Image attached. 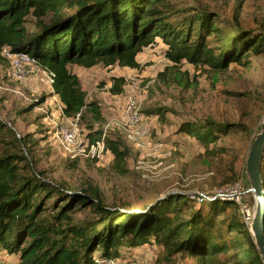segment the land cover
<instances>
[{
  "label": "trees",
  "instance_id": "obj_1",
  "mask_svg": "<svg viewBox=\"0 0 264 264\" xmlns=\"http://www.w3.org/2000/svg\"><path fill=\"white\" fill-rule=\"evenodd\" d=\"M49 13L53 17L46 23L42 17ZM30 16L37 20L33 31L27 27ZM217 16L206 7H178L172 0H0V57L9 59L5 49L31 54L54 72L51 95L59 98L62 116L85 109L100 122L104 118L100 103L88 101L71 65L138 68L139 55L157 38L165 44L171 66L189 62L226 70L231 63L249 64L251 52L263 48V27L239 30L229 39L218 27ZM170 72L166 66L159 76L168 80ZM112 80L111 91L123 93L125 76L114 75ZM163 109L154 107L146 113L161 115ZM240 126L212 118L185 120L175 133L208 146ZM6 130L11 128L0 118V135ZM99 135L100 130L90 134L92 139ZM34 141L32 135L19 138L16 133L0 155V253L17 255L18 264H98L96 256L128 263L136 260V249L155 244L165 248L166 258L179 254L195 256L200 264H228L237 254L228 252L239 249L233 230L247 241L249 250L242 263L234 264H264L250 225L232 213L240 207L236 201L209 195L199 202L172 191L140 210L103 206L36 171L31 157ZM106 146L123 171L129 149L117 138H107ZM262 176L264 183V156ZM46 198L54 200L50 211ZM78 204L94 205L98 217L77 220ZM223 252L227 254L221 259L217 254Z\"/></svg>",
  "mask_w": 264,
  "mask_h": 264
},
{
  "label": "rangeland",
  "instance_id": "obj_2",
  "mask_svg": "<svg viewBox=\"0 0 264 264\" xmlns=\"http://www.w3.org/2000/svg\"><path fill=\"white\" fill-rule=\"evenodd\" d=\"M172 1L178 7H206L214 11L218 15V27L229 39L239 30L264 29V0ZM52 17L49 13L42 19L48 23ZM36 21L32 16L28 18V30L37 28ZM156 41L139 55L141 64L138 68L103 64L92 68L70 66L80 75L88 101L100 103L104 116L102 121H94L92 113L84 109L82 130H99L108 121L114 123L110 138L122 140L130 151L122 164L123 171L115 166L114 155L110 152L98 162L72 158L66 153L53 134L57 123L63 120V107L59 98L51 95L52 86L40 81L36 71L23 80L14 78L11 62L4 57H0V116L11 131L6 130L0 135V155L10 141H15L16 132L21 136L32 135L35 143L31 146V157L36 171L64 190L83 192L96 203L99 201L103 206L118 209L134 207L140 210L167 192L178 191L190 196L215 194L219 189L241 183V191H237L253 215L256 199L251 191L246 161L264 120V45L259 52H251L249 64L231 63L226 70H213L189 62L171 66L164 54L165 44L160 38ZM166 66H170L171 72L169 79L163 80L159 72ZM114 75L127 78L123 93L111 91ZM130 76L139 79L136 91L142 96V126L150 131L147 140L130 138V131L121 122L127 90L133 89L129 84ZM154 107L166 110L163 109L161 115H148L146 111ZM208 118L242 126L208 146L192 136L175 133L185 120ZM53 202L46 198L49 211ZM232 213L244 221L241 207H236ZM74 215L77 220L98 217L94 205L84 208L78 204ZM232 237L238 240L239 249L228 252H237L228 264L242 263L249 253L248 243L244 238L240 239L235 230ZM165 251L163 246L156 244L140 247L135 250V262L200 264L195 256L177 254L166 258ZM226 254L217 256L224 259ZM18 261L17 255L0 253V264H18Z\"/></svg>",
  "mask_w": 264,
  "mask_h": 264
},
{
  "label": "built area",
  "instance_id": "obj_3",
  "mask_svg": "<svg viewBox=\"0 0 264 264\" xmlns=\"http://www.w3.org/2000/svg\"><path fill=\"white\" fill-rule=\"evenodd\" d=\"M4 54L11 62L12 75L14 78L23 80L30 75V72L36 71L38 72V78L40 81L46 82L51 86L53 85L55 79L54 72L42 67L31 54L26 52L11 53L7 49L4 50ZM130 80L131 82H129V84L131 83L130 85L133 89L127 90L121 122L126 130L130 131L128 135L130 138L137 137L138 140H147L149 139L150 131L148 128L142 126V121L144 119L141 110L142 96L139 91H136L139 89V79L137 76H130ZM83 111L84 109L70 117L63 116V120L60 123H57L53 134L57 144H59L66 153L71 155L72 158L82 157L98 162L109 152L106 146V139L110 138V128L114 123L109 121L104 123L99 129L100 135L97 138L92 139L90 134L96 130L89 132H84L82 130L81 120ZM16 133L19 138L22 137L19 132ZM241 187V183H236V185L232 187L219 189L215 194L195 193L191 197L199 202H203L209 195L232 199L240 205L244 220L250 224L253 215L251 210L246 207L241 193L237 191H241ZM95 261L98 264H140L138 261L121 263V261H117L116 258H104L100 256H96Z\"/></svg>",
  "mask_w": 264,
  "mask_h": 264
},
{
  "label": "water",
  "instance_id": "obj_4",
  "mask_svg": "<svg viewBox=\"0 0 264 264\" xmlns=\"http://www.w3.org/2000/svg\"><path fill=\"white\" fill-rule=\"evenodd\" d=\"M264 156V120L261 131L254 138L246 161V172L249 177L251 191L256 199V207L250 223V231L255 245L264 263V183L262 176V160Z\"/></svg>",
  "mask_w": 264,
  "mask_h": 264
},
{
  "label": "crops",
  "instance_id": "obj_5",
  "mask_svg": "<svg viewBox=\"0 0 264 264\" xmlns=\"http://www.w3.org/2000/svg\"><path fill=\"white\" fill-rule=\"evenodd\" d=\"M79 75V74H78ZM79 77H80V75H79ZM82 84V83H81Z\"/></svg>",
  "mask_w": 264,
  "mask_h": 264
}]
</instances>
